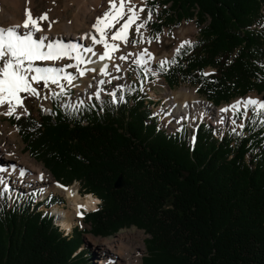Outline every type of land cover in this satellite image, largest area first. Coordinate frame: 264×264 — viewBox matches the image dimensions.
Here are the masks:
<instances>
[{
  "label": "trees",
  "instance_id": "trees-1",
  "mask_svg": "<svg viewBox=\"0 0 264 264\" xmlns=\"http://www.w3.org/2000/svg\"><path fill=\"white\" fill-rule=\"evenodd\" d=\"M145 9L152 39L182 21L198 29L195 42L157 67L169 88L189 83L215 106L264 94V0H147ZM57 100L53 117L30 110L8 123L55 181L78 182L100 200L83 216L88 233L143 231L142 264H264L263 110L222 138L202 124L192 142L185 131L159 130L136 87L80 108L60 109ZM119 175L125 185L116 190ZM39 206L33 195L12 201L0 191V264H88L81 234L62 236Z\"/></svg>",
  "mask_w": 264,
  "mask_h": 264
},
{
  "label": "rangeland",
  "instance_id": "rangeland-1",
  "mask_svg": "<svg viewBox=\"0 0 264 264\" xmlns=\"http://www.w3.org/2000/svg\"><path fill=\"white\" fill-rule=\"evenodd\" d=\"M68 1L69 0H29V1H25V3H24L25 8H24V11H22L23 14L19 18L17 16L14 17L12 15V13H14L13 12L14 9L11 7L9 0H0V27L7 28L9 26H15V25L22 24L23 21L26 19V11H30L33 17H39L42 14L47 12L48 16H49V20L41 22V27L44 29V31L37 34V35L47 36L49 38V41L59 40V41L65 42L64 43L65 45H71V43H69L70 41H74L76 43V45H79L80 43H82L81 45H84V46L86 44L90 45V43H92V42L88 38H85L84 42H82L81 40H77V39L72 40V39L65 38V36H64L65 32L61 29V27H64L63 25H70L71 27L73 26V28H74L73 23L75 22V18H76L75 14H77V12H78V6L74 2V0H70L74 4L73 7H67L66 6ZM105 2H106V0L102 3V7L106 6ZM144 3H143L142 7L145 8ZM147 15H148V12L145 9V11L142 12V14H140V21H138L137 23L144 21L147 18ZM74 16H75V18H74ZM50 21H55V23L52 24V27L49 30L48 29V23ZM95 21H96V19L92 20L90 23L88 21V19L85 20V24L81 28H78V29L74 28L73 29L74 32L77 33L76 35L74 33V35L77 37H80V36L86 37V34L93 32V29H91V31L89 30L88 25H90L92 28V25L95 23ZM122 22L123 21H121V23ZM71 24H73V25H71ZM261 26H263L262 23H261ZM117 27H119V25H117ZM256 27H257V29H260V24L257 25ZM20 30L24 31V29H22V28ZM114 30L115 29H113V31ZM179 30H181V32L185 33V36L182 40H180L176 34V32ZM141 31L143 32L145 37H147L148 39H150L152 41L150 44L149 43L141 44L138 42L139 37L135 33V25H133V27L129 30V39L130 40L136 39L137 43L135 45H132L131 43L128 44L127 46L121 45L122 51L120 53H116V55L119 56L121 54H126L130 51H133V50H136V54H138L142 51V49L147 48L153 54V59L147 65V67L149 68V71L148 72L144 71L146 73L145 74L146 76H143V79H141V77L137 73V70H138L137 68H139V66H137L135 63H133V61L136 59V55H133V56L129 57L128 61L126 62L127 67H128L127 72H126L127 73L126 76L125 75L123 76L121 74V72H115V71L112 72L111 77H117L116 81H114V84H112L113 85L112 89L116 92L117 90H122V89L126 90L130 86H134V85L140 86L141 85L140 87L146 92L148 100L151 101L149 108L152 110L154 115H157L158 114L157 112L162 111V114L158 117L160 128L167 130L169 133H172L176 129L181 128V127H184L185 129H192L191 127L189 128V124L187 122H186L187 123L186 124L184 121L181 122V123H184L182 125L178 124V123H173L174 121L180 122L173 116V113H174L173 110L176 109V112H179L180 107L175 105L176 103H174V99L171 97V93L174 94V92H175L177 95L179 92L181 93L182 89H187L189 91V94L191 91L194 92V95L196 96V97L195 96L194 97L196 99H199L202 101V107L199 108V110L195 113V119L199 118L202 114H204V117H205V116L209 115L208 114V112H209L211 116H207V117L210 119L203 120V122L211 125L214 129H216L218 131L217 134H220L221 136H224V134L226 133L227 130L228 131H235V130L240 129L241 127H239L238 125H240L241 123H243V125H244V122L249 117L251 111L255 113V112H257V110H259V108L257 106L250 105L247 109V115H244L245 110L243 107H241L239 110V113H233L232 119H229V123L228 122L226 123V120H224V117H223V119H222V117L221 118L218 117V115H217L218 109H220L222 107L228 108V106H231L233 104V102H236V101L243 102V100L245 98L256 99L258 102L264 101V94H257L255 92H252V93L247 94L244 97L235 98L230 103L220 105L219 107H216V109H214L215 107L208 105L207 104L208 102L202 96H200L197 93V88L195 86L189 84V83H182L179 87L172 88V89H169V87H167L162 76L155 69V66H160L161 60L166 59L169 61L170 58L175 53L177 47L182 42L188 41L189 42L188 44H192L193 42H195V40L197 38L198 29L195 27L193 22L185 23L184 21H182L179 26H175V25L171 26L169 31H167V29H164V31L161 35L155 36L153 39L150 36V30H149V28H147V26L144 29H142ZM53 34H59V35L54 38L55 35H53ZM157 37H159L158 40L156 39ZM124 46L128 47L129 51L128 50L124 51V49H123ZM94 47L96 49H97V47H99L101 52L103 51V48L101 45H95ZM130 49H132V50H130ZM145 59H147V57H145ZM37 64L40 66L63 67V66L68 65V64H73V60L65 58V59H61L59 61H55V62H53V61L37 62ZM83 67H85L86 69H92L91 67L88 68L87 65L83 66ZM96 68H97V66L93 68V69H95V71H88L87 72L88 75L82 77L79 85H77L78 80H79V75H77L78 73L76 72V69L75 68H68L67 69L68 72H71L77 76V79L74 81V86H68L66 84V82L62 81V83H64V85H65L66 90H72L71 94L68 92L70 95L72 103H73V99L76 97L77 92H78L77 94L79 97L88 96L90 93L94 92L95 88H93L94 86H92L93 85L92 81H90V82H92L91 86H87L89 88H87V87L82 88V85H83V82L90 80L91 78H93L94 75H96L98 73V71H96ZM98 69H99V66H98ZM213 70L214 69H206L205 74H207V75L213 74V72H214ZM148 75H151V77L148 78ZM76 85L78 86V89L75 87ZM85 85H87L86 82H85ZM41 87H42V85H41ZM50 87L56 92L59 91V88H57L54 85H52ZM85 89H88V91L90 90L88 95H85L82 93V91ZM47 93H48V90L45 89L42 91L41 96L43 97L44 95H47ZM166 97L171 99V100H169L170 102L167 101ZM84 98H86V97H84ZM84 98L82 100H77L78 102H76V103L79 105V104H81V102L83 100H84V102H86V99H84ZM93 98H95V97H93ZM195 98H193V99H195ZM67 99H68L67 97L63 98V102L60 103L61 106H63V104H65L67 102ZM182 99L185 100V98H182ZM190 99H188V100H190ZM51 103L52 102H51L50 96L48 99H43V98L37 99L36 97H29L25 101V107L28 110H31L34 114L37 112L38 109L40 111L43 109L42 112L44 114H46L48 112L47 108H49L51 106ZM167 107L169 110V113H168L170 115L169 117H171V119H172L170 124L167 120V119L171 120L168 117L167 112H166ZM45 108L47 110H45ZM208 109L210 111H208ZM6 110H7V106L0 107V113L6 112ZM181 112H182V110L180 111V113ZM263 112H264V110H263ZM17 114L20 115L21 117L26 115V114H24L23 108H18ZM212 114H213V116H212ZM263 117H264V113H263ZM233 119L236 120V124L232 123ZM158 120H156V123H158ZM165 120H166V123H165ZM0 146L7 148L8 149V155L9 154L11 155L8 157L9 160H8L7 166L10 164H13V163L15 164L17 161H19L20 163L23 162L26 164V162H29L30 160H32L34 164H40V163H37L32 158H30L27 153H25V151L23 150V144L18 137L16 128L8 123V116L2 115V114H0ZM42 168H43V166H42ZM43 170L47 171L44 168H43ZM71 186L77 190H78V188H80L79 184L76 182L72 183ZM5 188H7V191L10 193L9 196H10L11 200H15V198L18 196H21V195L23 196V195H28V194L35 195L36 196V202H39V203L43 199L44 196H46L47 200L50 199L51 197H55L56 199H58V202L51 207L40 206L39 211H42L43 213H45V212L49 213V211H52V214H53V207H55L56 205L61 206V207L63 206L67 209V202L64 199V197H62V195H60L59 193H53V192H50L49 194L44 195V192H45L44 188L45 187L36 186V187H31V188H25L24 186H20V185L16 186L14 183L9 184V182L0 184V190L5 189ZM76 194H77V191H76ZM84 197L81 196V199L82 198L84 199ZM98 203H99V201H98ZM95 209H96V207L93 210H95ZM83 214L84 213L82 211L81 216L76 215L75 218L73 217L74 219L72 218L73 221H72L71 229L75 228V230H77L81 234V238L83 240V244H82L81 248L83 250H87L88 254H89L88 255V259H89L88 264H117L118 261L116 259V256H114L111 253V251L106 250V249L104 250V248H102L99 245L101 242L105 243L103 240H106V242H108V241H112L113 239L115 240L118 236H122V237L125 236L126 237L129 234L133 235L134 240L136 242L140 243L141 248L138 249L136 260H135V258H134V260H135V263L142 264V259L146 253L144 241L148 238V236L145 235L143 231L132 227L129 229L121 230L118 233H116L114 236H111V237H94L90 233H88V230L90 229L89 225L83 223ZM70 230H67V231H70Z\"/></svg>",
  "mask_w": 264,
  "mask_h": 264
},
{
  "label": "snow or ice",
  "instance_id": "snow-or-ice-1",
  "mask_svg": "<svg viewBox=\"0 0 264 264\" xmlns=\"http://www.w3.org/2000/svg\"><path fill=\"white\" fill-rule=\"evenodd\" d=\"M109 8L102 16L97 17L95 23L92 25L93 32L86 34V37L91 40V45H65L62 41H49V38L44 35H37L44 31L41 27V22L48 21V13H44L39 17H33L30 11H26V19L21 25L9 26L7 28L0 27V107L7 106L6 112L0 113L9 117L15 116L17 120L21 117L17 114L18 108L24 109V114H28V109L25 107V101L29 97H36L37 99H59L61 96L67 97L65 107H72L71 98L67 92L63 82L68 86H74V81L77 76L68 72V68H75L80 77L85 75L87 71H95V69H86L85 67L94 61L91 57H96L100 61H120L127 62L129 57L136 55L133 61L137 66L143 68L145 72L149 71L147 65L153 59V54L144 48L138 54L128 52L119 56L116 53L122 51L121 45L128 44L135 45L136 39H129V30L135 25V33L139 37V43H151L152 41L144 36L141 31L144 29L152 19L151 10L148 11L147 18L140 22V13L145 11L144 7L137 8L133 0H108ZM125 17H127L125 19ZM121 21H123L121 23ZM55 21L48 23L50 30ZM119 25V27H117ZM24 29L21 31L20 29ZM113 29H115L113 31ZM157 40L159 37L156 38ZM188 41L182 42L176 49L179 53ZM95 45H101L103 51L96 49ZM147 57V59H145ZM73 60V64H68L63 67L40 66L37 62L59 61L61 59ZM170 61L161 60L160 68L164 69ZM171 63H175L172 60ZM113 68L116 72H121V66L113 63ZM101 76H110L109 64H104L100 69ZM207 75V74H205ZM117 77H112L116 79ZM110 83L108 80H100L97 84V91L94 93L97 99L100 97V85ZM42 85V87H41ZM59 88V92L54 91L50 86ZM91 86V85H90ZM47 89V95L41 96L43 90ZM143 90V89H141ZM113 96V102H116V92L110 93ZM123 100V97L119 98ZM82 103V102H81ZM250 105L257 106L260 110H264V101H257L256 99H247L243 102L237 101L229 108L221 109V112L239 113L241 107L244 108V115H247V109ZM43 110V109H42ZM223 119V117H222ZM236 124V120H232ZM243 127V123L238 125ZM2 170V169H0ZM20 176L25 175V171H20ZM40 179L44 180V175L41 174ZM4 181L0 180V184ZM63 190H67L64 185H57ZM7 191V188L4 189ZM83 205L77 206V215H82Z\"/></svg>",
  "mask_w": 264,
  "mask_h": 264
},
{
  "label": "bare ground",
  "instance_id": "bare-ground-1",
  "mask_svg": "<svg viewBox=\"0 0 264 264\" xmlns=\"http://www.w3.org/2000/svg\"><path fill=\"white\" fill-rule=\"evenodd\" d=\"M25 1H29V0H9L11 7L14 9L13 11L14 13H12L14 17L17 16L20 18L22 16L23 14L22 11H24V8H25V4H24ZM104 1L105 0H74L76 5L78 6V12L77 14H75L76 18L74 16L75 18V22L73 23L74 28H77V29L81 28L85 24V20L87 19L91 23L92 20L97 19V17L99 16H102L103 13L109 8L108 0H106L105 2L106 6L102 7V3ZM144 2L145 0H133V3L136 4L137 8L142 7ZM73 5H74L73 2L69 0L66 6L73 7ZM126 18L127 17H125V19ZM63 26L64 27H61V26L60 27L65 32L64 33L65 38L72 39V40L77 39V40H81L82 42H84L85 38L81 39V37H84V36H80V37L75 36L77 33L74 32L73 26L72 27L70 25H63ZM88 28L91 31L92 28L90 25H88ZM176 34L180 40H182L185 36V33L181 32V30L177 31ZM53 35H55L54 36L55 38L59 34H53ZM97 49L101 52L99 47H97ZM123 49L124 51L125 50L129 51L128 47L124 46ZM130 52L136 54V50H133ZM91 59L94 62L88 64L87 65L88 68L91 67L93 69L96 66L97 67L99 66L100 68V67H103L104 64L107 63L109 64V72H113L115 71V69L113 68V63H115L121 66V74L123 76L127 75L126 72H127L128 67L125 61H120V60L119 61L116 60L114 62L108 61V60L100 61L94 56L91 57ZM102 77L103 76H101L99 72L93 76L94 82H95V85H93L94 86L93 88H95L96 83H98V81H100ZM90 81L91 80L85 81L87 85H85V82H83L82 88L90 86L92 84V82ZM89 91L88 89H85L82 91V93L85 95H88ZM194 96H195L194 92L191 91L189 94V91L187 89H182L181 93L179 92L177 95L175 92L174 94L171 93V97L174 99V103H176L175 105L180 107L179 112H176V109L173 110L174 112L173 116L178 121L180 122L184 121V122H187L189 125H191L196 120L195 113L199 110V108L202 107V101L199 99H196L195 98L196 96L195 97ZM182 98H185V100H183ZM247 99H250V98H245L244 100H247ZM236 102H233V104H235ZM229 107L230 106H228V108ZM225 108L226 107H222L218 109L217 115L219 118L224 117V120H226V123L227 122L229 123V119H232L233 117V112H227V113L221 112V109H225ZM181 110L182 112L180 113ZM9 156L11 155L10 154L8 155V149L0 146V169H2L0 170V180H3L4 183H8V182L9 184L14 183L16 186L20 185V186H24L25 188H31V187H36V186L45 187L44 195H47L50 192L59 193L60 195H62V197H64V199L67 202V209L63 206L61 207L57 205L53 207V215H55L56 223L60 225L62 228L66 230L71 229L72 221L77 215L78 205H83L82 211L88 212L90 210H93L98 204L99 200L90 194L85 195L84 199L83 198L81 199V197L76 194L77 189H74V187L72 186H66L67 190H63L60 187H58L57 185L59 183H56L52 179L50 173H48L47 171H44L40 164H34L32 160H30L29 162H26V164L23 162L20 163L19 161H17L15 164L13 163L7 166ZM21 170L25 171V175L23 177H21L19 174ZM41 174L44 175L43 181L40 179ZM103 241L105 243L101 242L99 246L104 248V250L106 249V250L111 251V253L114 256H116V259L119 264H137L135 263V260H136L138 249L141 248V246H140V243L134 240L133 235L129 234L126 237L118 236L115 240L113 239L112 241H108V242H106V240H103Z\"/></svg>",
  "mask_w": 264,
  "mask_h": 264
},
{
  "label": "water",
  "instance_id": "water-1",
  "mask_svg": "<svg viewBox=\"0 0 264 264\" xmlns=\"http://www.w3.org/2000/svg\"><path fill=\"white\" fill-rule=\"evenodd\" d=\"M124 180H123V177L122 175H119L118 178L116 179L115 183H114V188L116 190H120L124 187Z\"/></svg>",
  "mask_w": 264,
  "mask_h": 264
}]
</instances>
